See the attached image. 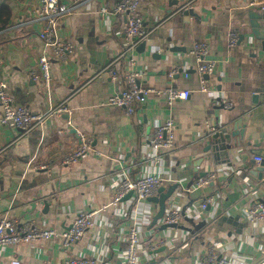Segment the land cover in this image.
<instances>
[{"label": "crops", "instance_id": "0c3cea01", "mask_svg": "<svg viewBox=\"0 0 264 264\" xmlns=\"http://www.w3.org/2000/svg\"><path fill=\"white\" fill-rule=\"evenodd\" d=\"M62 1L81 3L60 25L75 51L66 60L52 58L49 92L34 77L44 50L39 37L43 22L35 13L40 0H0L10 9L0 31V78L16 103L44 116L25 134L0 123V219L66 229L80 211L99 212L96 223L68 251L57 239L20 242L0 249V264H66L78 256L93 259V264H125L126 237L135 223L142 229L139 264H200L212 242L221 244L232 264H264L259 250L264 220L254 223L245 214L255 200H264V174H250L259 164L256 156L264 157V50L262 39L252 33L250 12L262 7L255 20L264 31V3L141 0L150 35L134 52L140 87L189 89L191 95L169 105L165 96L151 92L129 116L108 102L127 87L126 59L117 65L120 78L103 71L124 45L126 18L113 12L119 0ZM231 31L239 35L235 47L229 46ZM241 34H246L242 42ZM197 42L208 45L206 58L217 68L206 80L214 97L201 91L203 78L190 52ZM180 66L183 71L171 76ZM169 118L176 124L175 146L156 154L151 148L154 128ZM239 119L240 144L231 162L218 164L212 150L206 151L209 133L226 124L233 129ZM86 138L94 149L76 162L63 163ZM211 171L217 172L212 183L188 189L200 173ZM149 172L166 179V190L181 184L173 194V207L183 211L178 223L162 228L159 220L153 225L159 206L148 199L112 204L120 177ZM206 197L214 202L196 216Z\"/></svg>", "mask_w": 264, "mask_h": 264}, {"label": "built area", "instance_id": "2783aa9c", "mask_svg": "<svg viewBox=\"0 0 264 264\" xmlns=\"http://www.w3.org/2000/svg\"><path fill=\"white\" fill-rule=\"evenodd\" d=\"M264 3V0H252V4ZM81 3H66L62 0H40L39 5L35 8V13L42 20L43 26L39 37L43 42L44 50L39 55V72L34 73L35 79L41 81L44 87L50 92L53 76L51 73L52 58L57 60H66L72 55L75 47L72 42L63 38L60 33V25L63 18L76 11ZM113 12L126 18V27L124 30V45L122 51L113 57L103 68V71L118 79L121 74L117 65L121 59H126L130 69L123 73V78L127 87L109 98V103L117 105L124 109L127 115L135 112L137 103H145L148 95L152 92L166 97L169 105L177 100L187 99L191 95L189 89H179L166 87L161 89H142L138 85V79L141 73L134 68L136 63L135 50L150 35V31L145 28L144 18L141 14V0H119L113 7ZM239 42V35L235 31L229 33V46L235 47ZM209 48L206 43L197 42L193 45L190 52L197 62V71L203 78L201 91L210 96H215L214 92L207 86L205 75H211L214 63L208 60ZM172 71L170 75L179 72ZM227 107L232 106V102H226ZM0 107L2 115L0 123L11 126L21 134L28 133L36 124L43 121L44 116L30 111L25 105L16 103L12 96L8 83L0 78ZM211 131L210 133L214 132ZM209 133V134H210ZM176 143V124L173 119L169 118L164 122L157 124L154 128L151 148L154 153L163 149H173ZM94 149L90 138L84 139L82 145L75 151L68 153L63 158V163H73L86 156ZM259 163L263 157L256 156ZM37 167L49 168L47 164H38ZM217 178V172L211 171L204 176H199L194 184L188 189H201L212 183ZM166 179L158 173L149 172L138 175L137 177H128L124 175L116 181V192L112 201L113 205L122 202L129 192H132L130 201H142L158 193L159 188L165 184ZM214 202L213 197H206L199 205L200 216L207 207ZM98 209L82 210L74 219L71 226L66 229H57L54 227H41L31 221H19L15 218L4 217L0 219V249L9 245H15L20 242H32L39 240L57 239L64 251L76 243L84 233L96 223ZM246 216L254 223L264 220V200H255L245 210ZM183 217V211L179 207L168 206L161 221L162 224L170 225L178 223ZM127 248L125 251V264H139V251L141 249L142 229L136 223L129 229L126 237ZM156 248V246H152ZM261 255L264 257V245L259 248ZM95 261L86 256L69 257L66 264H93ZM11 264H19L13 261ZM148 264H156L155 261H149ZM200 264H232L231 258L221 252V244L212 242L205 249Z\"/></svg>", "mask_w": 264, "mask_h": 264}, {"label": "water", "instance_id": "95a60500", "mask_svg": "<svg viewBox=\"0 0 264 264\" xmlns=\"http://www.w3.org/2000/svg\"><path fill=\"white\" fill-rule=\"evenodd\" d=\"M177 5L179 4V0H174V3H171V5ZM262 10V7H258L256 9H253L250 12V26L252 33L262 39V46L264 50V31H261L259 29V23L255 20L256 18H260L259 12ZM246 34H241L240 36V42L245 40ZM146 45V41L141 43V46L144 47ZM181 47H174L172 49L173 51H179ZM183 71V68L181 67L178 73H181ZM217 73V68L214 65L212 74ZM210 75H205V79H209ZM141 82L138 80V85L140 86ZM242 124V120L239 119L233 123V129H231L228 125L226 124L223 127H218L214 132L209 134V144L206 147L207 150H212V157L213 160L218 163H226V162H231V154H233V150L238 147L239 143V135L243 134V131H238V127H240ZM208 172H202L200 173V176L206 175ZM251 177L258 176L259 178L263 177L264 174V157L261 162L251 171ZM181 186L180 183H173L168 187L166 190L165 186H161L158 190V193L155 195H152L148 197V200L154 203H157L159 208L157 213L154 216L153 219V225L157 224L158 221L162 219L164 216L166 209L168 206L174 204L177 195L173 197V194ZM132 196V192H129L124 199H129ZM202 202V201H201ZM166 225L161 224V227L164 228Z\"/></svg>", "mask_w": 264, "mask_h": 264}, {"label": "trees", "instance_id": "16d2710c", "mask_svg": "<svg viewBox=\"0 0 264 264\" xmlns=\"http://www.w3.org/2000/svg\"><path fill=\"white\" fill-rule=\"evenodd\" d=\"M10 16V9L5 3H0V31L6 26L5 23L7 22Z\"/></svg>", "mask_w": 264, "mask_h": 264}]
</instances>
